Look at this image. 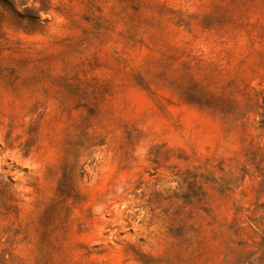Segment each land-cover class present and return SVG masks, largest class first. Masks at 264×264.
Returning <instances> with one entry per match:
<instances>
[{"label":"rangeland","instance_id":"obj_1","mask_svg":"<svg viewBox=\"0 0 264 264\" xmlns=\"http://www.w3.org/2000/svg\"><path fill=\"white\" fill-rule=\"evenodd\" d=\"M0 264H264V0H0Z\"/></svg>","mask_w":264,"mask_h":264},{"label":"trees","instance_id":"obj_2","mask_svg":"<svg viewBox=\"0 0 264 264\" xmlns=\"http://www.w3.org/2000/svg\"><path fill=\"white\" fill-rule=\"evenodd\" d=\"M61 192V191H60ZM74 187H71V189H69V190H67V191H62L61 193H62V196L63 197H67V198H70V197H72L73 195H74Z\"/></svg>","mask_w":264,"mask_h":264}]
</instances>
